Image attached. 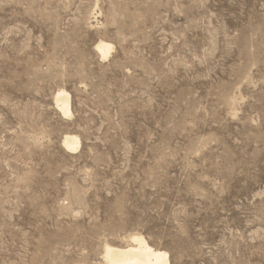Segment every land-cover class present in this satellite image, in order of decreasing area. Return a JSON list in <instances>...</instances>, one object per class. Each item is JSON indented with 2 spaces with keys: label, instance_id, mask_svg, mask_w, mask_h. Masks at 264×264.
<instances>
[{
  "label": "rangeland",
  "instance_id": "1",
  "mask_svg": "<svg viewBox=\"0 0 264 264\" xmlns=\"http://www.w3.org/2000/svg\"><path fill=\"white\" fill-rule=\"evenodd\" d=\"M134 235L264 264V0H0V264Z\"/></svg>",
  "mask_w": 264,
  "mask_h": 264
},
{
  "label": "bare ground",
  "instance_id": "2",
  "mask_svg": "<svg viewBox=\"0 0 264 264\" xmlns=\"http://www.w3.org/2000/svg\"><path fill=\"white\" fill-rule=\"evenodd\" d=\"M95 49L102 59H108L114 46L100 40ZM55 102L64 116H72L71 97L67 91L59 90ZM62 145L67 152L73 153L81 147V140L76 135H66ZM128 242L126 246L106 245L105 261L110 264H169V254L150 246L143 237L134 235L128 238Z\"/></svg>",
  "mask_w": 264,
  "mask_h": 264
}]
</instances>
